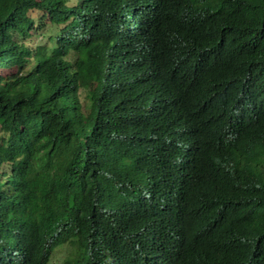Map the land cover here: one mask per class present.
Returning <instances> with one entry per match:
<instances>
[{
	"label": "trees",
	"instance_id": "trees-1",
	"mask_svg": "<svg viewBox=\"0 0 264 264\" xmlns=\"http://www.w3.org/2000/svg\"><path fill=\"white\" fill-rule=\"evenodd\" d=\"M69 1L0 0V264H264V0Z\"/></svg>",
	"mask_w": 264,
	"mask_h": 264
},
{
	"label": "rangeland",
	"instance_id": "rangeland-1",
	"mask_svg": "<svg viewBox=\"0 0 264 264\" xmlns=\"http://www.w3.org/2000/svg\"><path fill=\"white\" fill-rule=\"evenodd\" d=\"M77 3V0H70L69 4L74 5ZM39 13H36L34 16H36L37 25L45 24V29L41 30L38 29L37 32H34L36 35L33 38V43H36L38 45H46L50 47L52 43L48 40V37L51 34H57L59 32V29L52 25L50 20L46 19L44 16L39 17ZM72 245H68L62 248H59L52 256V259L49 264H66L67 260L72 256Z\"/></svg>",
	"mask_w": 264,
	"mask_h": 264
},
{
	"label": "clouds",
	"instance_id": "clouds-1",
	"mask_svg": "<svg viewBox=\"0 0 264 264\" xmlns=\"http://www.w3.org/2000/svg\"><path fill=\"white\" fill-rule=\"evenodd\" d=\"M77 4V3H76Z\"/></svg>",
	"mask_w": 264,
	"mask_h": 264
}]
</instances>
